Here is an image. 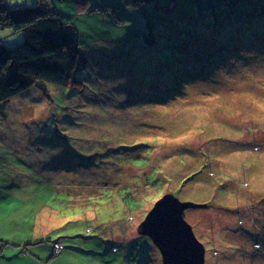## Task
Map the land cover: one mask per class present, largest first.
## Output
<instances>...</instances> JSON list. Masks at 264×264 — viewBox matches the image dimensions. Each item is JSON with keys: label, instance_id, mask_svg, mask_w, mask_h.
Here are the masks:
<instances>
[{"label": "rangeland", "instance_id": "rangeland-1", "mask_svg": "<svg viewBox=\"0 0 264 264\" xmlns=\"http://www.w3.org/2000/svg\"><path fill=\"white\" fill-rule=\"evenodd\" d=\"M81 1L49 3L82 89L0 105V264H163L139 227L167 194L206 205L205 264H264V0Z\"/></svg>", "mask_w": 264, "mask_h": 264}, {"label": "trees", "instance_id": "trees-1", "mask_svg": "<svg viewBox=\"0 0 264 264\" xmlns=\"http://www.w3.org/2000/svg\"><path fill=\"white\" fill-rule=\"evenodd\" d=\"M5 1L0 0V31L23 32L26 37L13 49L0 40V105L33 86L82 89L77 74L84 60L77 30L63 23L49 0L17 10L8 9ZM126 1L132 4L139 0Z\"/></svg>", "mask_w": 264, "mask_h": 264}, {"label": "water", "instance_id": "water-1", "mask_svg": "<svg viewBox=\"0 0 264 264\" xmlns=\"http://www.w3.org/2000/svg\"><path fill=\"white\" fill-rule=\"evenodd\" d=\"M204 207L167 194L140 224V233L152 239L161 252L163 264H205V246L184 217L188 209Z\"/></svg>", "mask_w": 264, "mask_h": 264}, {"label": "built area", "instance_id": "built-area-1", "mask_svg": "<svg viewBox=\"0 0 264 264\" xmlns=\"http://www.w3.org/2000/svg\"><path fill=\"white\" fill-rule=\"evenodd\" d=\"M61 240H57L53 244V251H54V257L58 258L61 256L63 250H64V244L60 242Z\"/></svg>", "mask_w": 264, "mask_h": 264}]
</instances>
